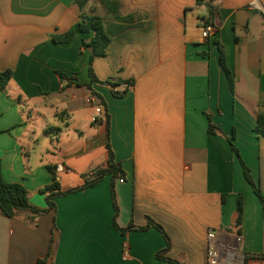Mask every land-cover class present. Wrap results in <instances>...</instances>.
<instances>
[{"label":"crops","instance_id":"1","mask_svg":"<svg viewBox=\"0 0 264 264\" xmlns=\"http://www.w3.org/2000/svg\"><path fill=\"white\" fill-rule=\"evenodd\" d=\"M117 1L130 20L99 0L83 9L76 0H0V72L13 70L0 90L2 175L44 210L0 213V264H167L159 253L208 264L210 242L219 264H252L264 255V206L243 164L264 195V136L255 132L264 115V0H215L213 15L197 0ZM81 14L99 17L111 39L93 61L92 84V50L82 43L94 32L54 39ZM207 23L214 31L203 38ZM108 146L124 172L114 181L116 209L110 175L83 188L107 169ZM50 168L60 191H72L51 210Z\"/></svg>","mask_w":264,"mask_h":264},{"label":"trees","instance_id":"2","mask_svg":"<svg viewBox=\"0 0 264 264\" xmlns=\"http://www.w3.org/2000/svg\"><path fill=\"white\" fill-rule=\"evenodd\" d=\"M87 1L88 0H76V3L79 5V7L81 9H83V7ZM214 1L215 0H197V3L198 4L205 3L209 9L210 14L213 15V13L215 11V7L213 6ZM99 2L106 8V10L108 12L113 13L115 15L116 19L124 20V21L130 20V18L122 17L119 15V12H118V9L120 7L119 1H117V0H99ZM90 31L94 32V36L90 40V42H88V43L83 42L82 48H91V50H92L90 66H89V75H90L91 84H92L93 82H97V78L95 76L93 66H92L93 61L95 58H102V57L106 56V49L111 42V39L106 34V32L103 28L101 19L99 17H96V16L95 17H89V16H85V15L81 14L80 21L75 26H73L65 34L60 35L59 37H54V39L57 42L68 43L73 39V37L77 33H87ZM220 61H221V64H222L226 74H227V77L229 79L231 86H233L231 73L228 70V68L226 67L224 52L222 51V49H221ZM12 77H13V70H6L3 72H0V90L1 91H4L6 89L10 80L12 79ZM105 83L109 84L112 88H115L118 85L123 84V83L129 84V85L133 84L132 81L131 82L119 81L117 83L106 81ZM91 84L88 85L89 89H92ZM115 94L119 95L118 92H115ZM209 129L211 130V132L213 131V126L211 123L209 125ZM255 132L258 135L264 136V115L259 116L258 121H257V125L255 126ZM234 140L235 139H234V132H233L232 136L228 138V141L232 147V150L236 153L237 156H239V152H238V149L236 148V146L234 144ZM108 156H109V158H108L107 169L97 171L95 174L94 180H92V181L87 180V182L83 188L91 187V186L95 185L96 183H98L105 176L110 175L111 180H112V185H113L112 197H113L114 207L116 209L117 205H116V199H115V193H114V181L117 178H124V172L121 169L120 165L115 162L113 152L109 146H108ZM243 169H244L245 179L252 186L255 194L257 195L260 202L264 206V195L261 193L259 186L253 181L250 169L245 164H243ZM50 172L52 175V180H51V183L43 189V193L47 194L46 195V201H47V204L49 206V209L51 210L55 207V204L53 202L54 198L62 196L64 194L71 193L72 191L67 192V193L61 192L59 189V184L56 180V175L54 173V169L50 168ZM17 210H30V211H33V212L38 213V214L44 212V210L38 209L30 203L28 191L23 185L18 184V183H8L4 180L3 175H2L1 161H0V213L3 217L10 219V218L14 217L15 212ZM237 211H238V219H237L236 223H237V227L239 228L241 223H242V211H243V203H242L241 198H239V200H238ZM148 224L151 226H154L163 234L165 241L167 243V247H169V245H170L169 238H168L167 234L163 231L162 227L159 226L158 224H156L151 219H148ZM140 230H143V229H140ZM51 252H52V245H51V248L49 250L48 256H50ZM162 255H163L162 253L161 254L159 253L157 255V258L165 259L167 264H180L177 261H174V260H171L168 258H164ZM44 262L45 261H39L38 264H43ZM246 262H247V257L245 258V264H246Z\"/></svg>","mask_w":264,"mask_h":264},{"label":"built area","instance_id":"3","mask_svg":"<svg viewBox=\"0 0 264 264\" xmlns=\"http://www.w3.org/2000/svg\"><path fill=\"white\" fill-rule=\"evenodd\" d=\"M214 31V26L210 23L205 24L202 37L207 38L210 36V34ZM93 99L89 98L87 100L88 103H92ZM97 118H93V122H96ZM64 170V167L62 165L57 166V171L62 172ZM214 235L212 233L209 234L210 240H212ZM219 253L216 248V246L210 242L208 245V264H219ZM252 264H264V255L257 256L253 258Z\"/></svg>","mask_w":264,"mask_h":264},{"label":"rangeland","instance_id":"4","mask_svg":"<svg viewBox=\"0 0 264 264\" xmlns=\"http://www.w3.org/2000/svg\"><path fill=\"white\" fill-rule=\"evenodd\" d=\"M252 88H253V86L250 85V86H249V89H252ZM254 90H256V88H255ZM254 90H252V91H254Z\"/></svg>","mask_w":264,"mask_h":264}]
</instances>
